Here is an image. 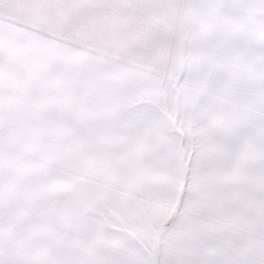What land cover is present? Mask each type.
I'll return each instance as SVG.
<instances>
[{
	"label": "snow or ice",
	"instance_id": "obj_1",
	"mask_svg": "<svg viewBox=\"0 0 264 264\" xmlns=\"http://www.w3.org/2000/svg\"><path fill=\"white\" fill-rule=\"evenodd\" d=\"M0 264H264V0H0Z\"/></svg>",
	"mask_w": 264,
	"mask_h": 264
}]
</instances>
